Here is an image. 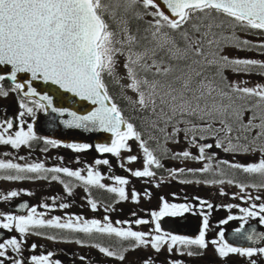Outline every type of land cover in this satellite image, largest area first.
I'll use <instances>...</instances> for the list:
<instances>
[{
  "label": "flooded vegetation",
  "instance_id": "af4514ba",
  "mask_svg": "<svg viewBox=\"0 0 264 264\" xmlns=\"http://www.w3.org/2000/svg\"><path fill=\"white\" fill-rule=\"evenodd\" d=\"M46 112L0 78V264H264V167L246 163L264 166V119L212 116L209 152L235 141L216 174L199 123L159 142L124 109L128 130L94 145L40 133Z\"/></svg>",
  "mask_w": 264,
  "mask_h": 264
},
{
  "label": "water",
  "instance_id": "95a60500",
  "mask_svg": "<svg viewBox=\"0 0 264 264\" xmlns=\"http://www.w3.org/2000/svg\"><path fill=\"white\" fill-rule=\"evenodd\" d=\"M150 1L173 22L210 4L264 25V0ZM103 29L93 0H0V78L45 105L47 113L36 123L40 133L106 144L125 131L97 75Z\"/></svg>",
  "mask_w": 264,
  "mask_h": 264
},
{
  "label": "trees",
  "instance_id": "16d2710c",
  "mask_svg": "<svg viewBox=\"0 0 264 264\" xmlns=\"http://www.w3.org/2000/svg\"><path fill=\"white\" fill-rule=\"evenodd\" d=\"M99 1L96 0V7L107 25L104 37L107 34L116 35V25L112 24L113 21L110 18L112 11L115 13L113 16H118L127 29V35L130 38L127 47L146 52L148 55L146 59L152 62V69L157 74L153 75L149 70L142 72L147 73L148 77L157 76L164 79L163 82L167 86L176 85L178 83L176 79H184L188 85L184 90L190 93L193 84H200V92L203 95L210 88L212 79L215 78V82L218 83H221V80L226 81L224 73L204 59L206 51L204 38L207 32L211 34L217 31V34H223L220 38L222 42L219 43L221 46L223 40L233 36L240 38L236 44H243L241 40L243 34L252 31V28L241 18L208 6L190 10L183 23L173 24L160 15L152 5L141 0H101L104 6ZM225 31L229 33L226 35ZM253 34L259 37L264 36V32L260 29ZM106 45L107 41L102 40L101 58L105 55ZM171 98L159 96L153 102H144L141 107L142 112L137 113L138 117L143 120V123L150 124L151 121L160 119L162 115H168L172 107L168 100ZM176 98L173 97V99ZM184 101L188 103L192 99L190 96H184ZM126 106L131 107L128 102Z\"/></svg>",
  "mask_w": 264,
  "mask_h": 264
},
{
  "label": "rangeland",
  "instance_id": "374dc122",
  "mask_svg": "<svg viewBox=\"0 0 264 264\" xmlns=\"http://www.w3.org/2000/svg\"><path fill=\"white\" fill-rule=\"evenodd\" d=\"M153 11V10H152ZM112 15L110 16L114 18L113 13L111 11ZM117 19V20H116ZM115 24L117 25L116 28V37L115 36H106L107 45L105 47V55L102 57V62L103 64L106 65V67L111 68V73H115L119 78H121V83L123 84V89L124 92L128 95V98L134 102L135 104L142 99L143 94L140 92L141 87L138 86V84H135L134 82L137 81L135 78V73L137 71H140V67H137V63L135 61H138L139 63L142 62L143 58L146 57L145 52H133L130 50H127L124 45H126L128 42H130V38L127 35V29L125 28L123 22L118 19V17H115ZM114 23V22H113ZM216 39L215 43L219 44L221 43V37L223 34H217L216 32ZM226 35L229 33L228 31H225ZM246 34H243L245 36ZM113 37V39H112ZM206 43L209 44L212 42V37L211 34L207 32V35H205ZM239 37H231L229 39L223 40V44L221 45V48L215 47L212 48L213 52L211 54V57L213 58H218L222 59L223 62H219L220 66H223V73L227 74V78H231L230 80V86L233 87L235 84L237 88H243V77H238L241 73H244L246 69V65L244 62L245 60L249 59L248 52L246 50L239 49V44H236L237 41H239ZM115 42L117 44H115ZM252 45L251 41L245 42L244 47H248ZM206 51H209V48L206 47ZM206 60L209 61V58H205ZM212 60V58H210ZM259 58L253 56H250L251 62L254 60H258ZM132 60V62L130 61ZM260 62H264V58L259 59ZM131 62V63H130ZM152 62H144L142 63L143 65L149 67H152L153 65L151 64ZM130 64L133 66V68L130 66ZM140 65V64H139ZM237 70H240V72H236ZM133 77V78H132ZM132 78V79H131ZM240 78V79H238ZM145 83H148L146 80H144ZM134 83V84H132ZM260 83H256V87H261L259 85ZM151 86L155 87L156 84L151 83ZM249 87H253L250 85ZM257 89V88H256ZM261 92L263 90L259 88ZM186 91V90H184ZM161 92V91H160ZM183 92V91H182ZM173 92L172 90H169L168 93L165 94V97H168V95H172ZM206 106H201V108L198 110L203 111V110H210V102H206ZM205 118V117H204ZM227 147L230 146L231 144L226 141ZM226 145V144H225Z\"/></svg>",
  "mask_w": 264,
  "mask_h": 264
}]
</instances>
